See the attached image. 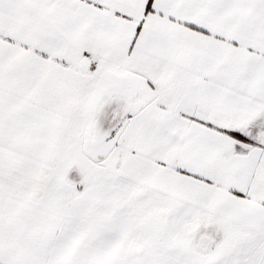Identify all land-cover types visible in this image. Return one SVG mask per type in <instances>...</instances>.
Wrapping results in <instances>:
<instances>
[{"label":"snow or ice","instance_id":"6c2138e0","mask_svg":"<svg viewBox=\"0 0 264 264\" xmlns=\"http://www.w3.org/2000/svg\"><path fill=\"white\" fill-rule=\"evenodd\" d=\"M0 264H264V0H0Z\"/></svg>","mask_w":264,"mask_h":264}]
</instances>
